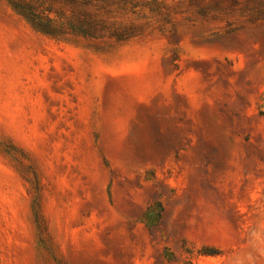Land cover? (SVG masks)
I'll return each mask as SVG.
<instances>
[{"label":"rangeland","instance_id":"1","mask_svg":"<svg viewBox=\"0 0 264 264\" xmlns=\"http://www.w3.org/2000/svg\"><path fill=\"white\" fill-rule=\"evenodd\" d=\"M91 2L0 0V264H264V0Z\"/></svg>","mask_w":264,"mask_h":264},{"label":"trees","instance_id":"2","mask_svg":"<svg viewBox=\"0 0 264 264\" xmlns=\"http://www.w3.org/2000/svg\"><path fill=\"white\" fill-rule=\"evenodd\" d=\"M13 12L17 13L25 23L37 33L44 35H65L67 25L57 27L59 22L52 18V15L58 19L65 17V13H86L85 7H92V0H2ZM78 17H82L78 14ZM73 33L79 32V29L71 27ZM86 35V34H85ZM120 36H123L122 34ZM213 254V253H207Z\"/></svg>","mask_w":264,"mask_h":264}]
</instances>
